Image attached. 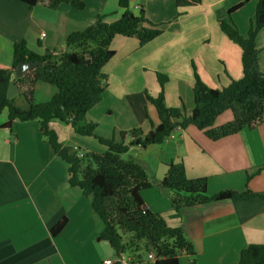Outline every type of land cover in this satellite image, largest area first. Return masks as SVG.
I'll list each match as a JSON object with an SVG mask.
<instances>
[{"label":"crops","instance_id":"0c3cea01","mask_svg":"<svg viewBox=\"0 0 264 264\" xmlns=\"http://www.w3.org/2000/svg\"><path fill=\"white\" fill-rule=\"evenodd\" d=\"M83 2L84 8L76 10L65 4L56 9L42 5L30 8L17 0H0V69L10 70L12 47L18 41H24L37 55L61 53L71 33L94 24L98 16L111 23L123 13L119 0ZM256 3L201 0L196 6L178 9L174 0H128V9L134 15L143 8L145 18L159 25L162 33L143 47L136 38L112 39L114 56L102 70L107 77L102 100L86 115L88 122L96 124L95 134L119 141L122 131L139 128L147 133L150 125H157L156 111L145 97H156L160 91L156 73L167 77L163 87L166 107L184 110L186 115L194 107V71L210 89L221 90L241 79V50L220 31L218 22L228 19L229 10L241 4L229 18L244 36L254 19ZM179 11L182 14L177 16ZM255 45L258 66L264 74V27L256 35ZM55 92V87L36 82L33 101L46 103ZM16 105L22 108L24 101L17 100ZM118 113L123 119L120 123ZM7 115L6 109L0 113V264H89L78 258L77 248L100 243L90 221L91 197L68 185V166L50 146L34 140L38 136L33 123L13 121L10 129L1 128ZM98 116L108 121L102 133ZM231 120V113L226 111L214 127ZM49 128L63 146L78 149V142L86 143L70 125L54 121ZM30 140L36 144L31 148L32 155L25 148ZM152 147H157V159L150 162L151 166L137 160L146 172V168L149 170L152 183L140 195L146 209L160 214L168 226L180 227L192 244L193 254L180 256L178 264H238L240 251L247 245L264 246V199L197 205L180 210L175 217L168 203L170 193L159 187L167 165L181 162L188 179H207L209 196L245 190L264 195V113L262 122L253 129H242L216 141L189 126ZM37 151L44 152L56 168L52 169L54 162H50L44 169L45 162L33 158ZM58 174L60 177H55ZM83 215L89 219H83ZM62 218L67 221L64 228L52 235V227ZM106 245L102 246L103 260L114 255ZM148 260L140 264H153L155 259Z\"/></svg>","mask_w":264,"mask_h":264},{"label":"trees","instance_id":"16d2710c","mask_svg":"<svg viewBox=\"0 0 264 264\" xmlns=\"http://www.w3.org/2000/svg\"><path fill=\"white\" fill-rule=\"evenodd\" d=\"M28 7L42 5L56 9L69 5L76 10L84 8L83 0H17ZM201 0H174L178 9L200 4ZM123 9L120 18L107 23L103 16L82 31L67 36L61 53L37 55L28 50L24 41L12 47L10 70L0 69V113L7 110V121L1 128L10 129L13 121H37L38 131L53 153L67 166V183L77 188L83 196L91 197V212L99 229L96 241H104L113 251V256L125 254L142 262L141 252H152L153 264H178L183 255H192V244L180 227H170L158 213L146 209L141 191L152 187L144 168L135 160L122 158L130 147L161 145L176 130L189 126L202 131L213 141L233 135L242 129H253L262 122L264 113V74L258 66V50L255 38L264 27V0H257L254 19L246 35H241L233 23L219 21L220 31L241 50L242 78L231 81L221 90L205 86L194 71V107L189 115L184 110L169 108L164 104V84L167 77L156 73L160 91L156 97L146 94V101L155 109L158 124L150 125L147 133L133 128L119 133V141L95 134L96 124L88 122L86 115L102 99L107 77L102 68L114 56L110 43L115 36L136 38L139 47L157 38L162 29L151 24L143 8L134 15L128 9V0H119ZM241 7L229 10V15ZM179 11L177 16L181 15ZM39 61L41 64L15 79L18 94L26 108H16L6 98L8 79L19 63ZM43 82L56 88L53 97L46 103L33 101V87ZM229 111L232 120L214 127L216 119ZM51 121L70 125L75 135L92 137L105 147L103 153L85 152L78 156V149L63 146L56 133L49 128ZM129 142L125 144L126 138ZM207 179H188L181 162L169 163L159 187L170 193V206L174 216L180 210L197 205L224 200L249 201L264 199V195L249 190L243 192L223 191L209 196ZM60 219L51 229L57 235L66 224ZM238 264H264V246L247 245L240 251Z\"/></svg>","mask_w":264,"mask_h":264},{"label":"rangeland","instance_id":"374dc122","mask_svg":"<svg viewBox=\"0 0 264 264\" xmlns=\"http://www.w3.org/2000/svg\"><path fill=\"white\" fill-rule=\"evenodd\" d=\"M229 17H230V15L228 14V19H226L224 21H227V22L232 23V21L230 20ZM240 63H241V61H240ZM105 65H104V67H105ZM103 68H102V70H103ZM40 83H43V82H40ZM11 99H13L12 100V103H13V105L16 108H18L20 110H23V109L26 108L25 101H24V99L21 96H19V95L16 94L15 97H12ZM17 100H20L21 102L24 101V107L21 108L20 105H16V101ZM34 103H36L35 100H34ZM99 103H97L94 107H96ZM94 107H92V109H94ZM147 113H148V109H147ZM103 114H104V112H103ZM116 119L118 120L119 123H120V121L121 122L123 121V119L120 117V113H118V116H116ZM147 120L149 121V117H148ZM99 121H100V129L102 128V130L99 131V133H102L103 131H105L103 129L104 123H108V121L106 119H104L102 116L99 117ZM111 121L114 122L115 121V118H113ZM14 122H17V123H20V124H24V123L18 122V121H14ZM52 122H54V121H51L50 123H52ZM56 122H58V121H56ZM30 123H33L35 125L36 135L38 136V137L34 136V140L36 142H41V146H42V144H44L47 148H49L48 143L45 141V139L42 137V135L38 131V123H37V121H30ZM64 127H66V126H64ZM13 131H14V129H13ZM14 133L15 132H13V134ZM77 137L80 138L81 140H86V143L78 142L79 144L77 146H79V145H81V146H79V148L76 147V148L79 149V151L81 153H85V152H88V151L89 152H95V153H103L105 151V147H103L102 145H100L97 141H93L94 139L92 137H87V138H84V137H81V136H77ZM10 139H11V137H10ZM128 142H129V137L126 138V140H125L124 143L127 144ZM71 143H73V142H69L68 145L71 144ZM35 145L36 144L33 143L32 140H30V143L27 146H25V148L27 147L28 149H30V151H29L30 152V155L33 154L31 148L33 146H35ZM155 146H158V145H155ZM154 148H157V147L149 146L146 150L143 151V149H140L138 147H130L129 148V151L125 155H123L122 158L124 160L133 159L136 162H138V161L140 163H143L144 162L145 164L147 162H149V163H147V165L148 166H151V163L150 162L156 161V159H157L156 158V153L154 151ZM139 150H140V152H138ZM33 158H36L38 162L44 161L45 162L44 169L48 167V163L54 162L52 160L50 161V158L44 152H41V151L35 152ZM30 159H32V158H30ZM51 167H52V169L56 168V163L54 162ZM146 170H147L146 173H148L149 179H151L150 178L151 177V174H150L149 170L147 168H146ZM41 171H43V169H41ZM55 177H60V174L56 175ZM65 183H62L61 184V187H64ZM166 191L169 192L168 190H166ZM168 203L170 205L169 198H168ZM90 216H91V219H90L91 224L93 225L94 230L97 231L99 229V226L97 227V224H96V221L97 220L95 221V219H94L91 211H90ZM173 216H174V212H173ZM82 217H83V219H89V216L85 217V215H83ZM102 246H107L106 245V242L92 243L90 247L77 248L79 250V257L78 258H80L83 261L84 260H87L89 262V264H103V261H104L103 259L105 258V256H104V247H102ZM71 249H73V248H71ZM64 253H65L64 252V249H62V256H63V258L65 260V263H67V257L65 256ZM141 256H142V259H143V263H149L150 262V260L147 259V252L146 251H142L141 252ZM128 258H130L131 260L135 261L130 256H128ZM112 259H113V257L112 258H109L107 260H112Z\"/></svg>","mask_w":264,"mask_h":264},{"label":"water","instance_id":"95a60500","mask_svg":"<svg viewBox=\"0 0 264 264\" xmlns=\"http://www.w3.org/2000/svg\"><path fill=\"white\" fill-rule=\"evenodd\" d=\"M41 62L39 61H28L26 63H19L13 72L10 73L8 79V86L6 92V98L9 100L18 94L19 90L18 87L15 85L14 80L21 78L25 72L34 69L35 67L39 66Z\"/></svg>","mask_w":264,"mask_h":264},{"label":"bare ground","instance_id":"6f19581e","mask_svg":"<svg viewBox=\"0 0 264 264\" xmlns=\"http://www.w3.org/2000/svg\"><path fill=\"white\" fill-rule=\"evenodd\" d=\"M177 131H179V129L174 130V131L170 134L169 138H172V137L176 134ZM82 154H83V153L78 152V156H79V157L82 156ZM147 258H148V259H155V257H154V255H153L152 252L147 253ZM117 259H123V260H124L125 262H127L128 264H140V263H138V262H135V261L131 260V259L128 258L125 254L115 255V256H113V259H112V260H107V259H105V260L103 261V264H104L105 261H110V262H112V264H121L120 262H116Z\"/></svg>","mask_w":264,"mask_h":264},{"label":"built area","instance_id":"2783aa9c","mask_svg":"<svg viewBox=\"0 0 264 264\" xmlns=\"http://www.w3.org/2000/svg\"><path fill=\"white\" fill-rule=\"evenodd\" d=\"M116 262H120L121 264H128V263L125 262L123 259H117ZM104 264H112V262H110V261H105Z\"/></svg>","mask_w":264,"mask_h":264}]
</instances>
